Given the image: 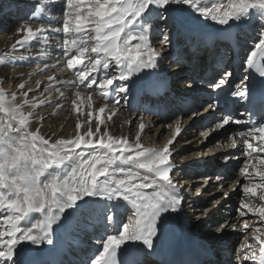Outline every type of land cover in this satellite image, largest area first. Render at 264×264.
<instances>
[{
    "label": "snow or ice",
    "instance_id": "6c2138e0",
    "mask_svg": "<svg viewBox=\"0 0 264 264\" xmlns=\"http://www.w3.org/2000/svg\"><path fill=\"white\" fill-rule=\"evenodd\" d=\"M61 3V24L35 30L22 27L19 31L25 35L16 45L23 48L49 30L62 34L57 37L62 39L58 45L62 49L61 59L75 77L68 83L99 91L105 98L128 92L124 83L113 88L114 81H128L146 70L142 91L145 95L158 94L164 82H157L151 70L158 68L161 54L150 37L156 33L160 43H170L166 29L175 20L174 5L186 6V10L219 25L243 19L259 21L258 42L244 64L245 71L252 69L264 78V0H220L203 5L201 0H61ZM231 75L225 72L210 84L217 98L209 107L219 104L218 90L228 91L226 85L229 89L233 87ZM247 79L236 83L235 90L228 94L246 102L249 117L259 112L260 121L225 114L216 121L215 128L230 124L248 126L229 134L233 147L237 143L235 137L243 139V155L248 157L239 169L246 182L242 185L237 212L239 217L250 213L259 221L241 223L239 230L244 233V241L240 244V259L264 264V79L258 85L245 83ZM50 80L55 82L54 77ZM24 87L20 85L21 89ZM27 94L22 93L25 97ZM16 100L15 93L9 100L0 90V264H63L58 253L51 250L26 253L19 246L23 242L53 245L54 225L70 234L85 221H97L102 226V235L95 238L98 247L88 264H145L146 258L155 254L154 240L162 234L170 214L179 213L185 201L181 188L170 175L176 167L170 159L175 137L163 148L145 147L139 134L133 143L126 137L111 136L107 130L101 132L99 122L93 128L89 112L84 131L78 120L74 136L52 141L41 135L40 129L31 130L32 113L24 111L29 101L25 99L18 104ZM88 100L91 101V94ZM72 103L78 107L76 101ZM115 103L119 104V99ZM99 111L103 113L104 108ZM140 127L143 130L144 126ZM176 131L179 134V127ZM87 197L108 202L123 200L132 214L124 223L119 216L123 205L101 204ZM69 209L72 211L65 215ZM33 213L39 214L34 221ZM227 227V223L219 224L217 230ZM231 228L238 230L236 224ZM249 236L254 243L249 242ZM202 254H209L208 250H202Z\"/></svg>",
    "mask_w": 264,
    "mask_h": 264
},
{
    "label": "bare ground",
    "instance_id": "6f19581e",
    "mask_svg": "<svg viewBox=\"0 0 264 264\" xmlns=\"http://www.w3.org/2000/svg\"><path fill=\"white\" fill-rule=\"evenodd\" d=\"M0 1L7 4L6 9L3 6L0 9V30L7 31L15 28L11 34H7L4 36L2 40L3 43L0 44V48H3L4 51H9L10 48L16 44L17 40L23 39L24 33L19 31V29L23 27L20 25L22 23L21 20H23V16H26L27 14L31 18V20H33L31 27L34 30L37 27L41 26L47 27L48 24L54 25V21L52 20V18L57 19V24L62 23L61 0ZM210 2L218 3L220 2V0H201L202 5ZM172 7L176 9V12L174 13L175 20L172 24L169 25L168 29H166L170 35V43L168 45L160 43L161 38L156 33H153V35L150 37V39L154 37V39L152 40V45L154 48L155 46L164 48L156 49V51L161 54V58L158 60V68L151 71L155 73L156 80L164 82L162 86L163 88H170V90H172V92L178 96L170 97L169 100H166L165 98L159 99L158 101H160V103L158 104L153 103L148 95H145L142 91L145 83V77L147 75V70L144 73L137 74L128 81H114V84L112 86L113 88H116L121 83H124L128 87V92L119 93L118 95H113L109 98L101 96L99 94V91L94 92L91 89H86L83 85L76 87L73 84L68 83L69 81H74L75 77L70 70L64 67L65 62H62V66L64 68L62 66V68L58 67L59 65H53L54 67L52 68L50 67L51 65H48L50 63H58V60H63L61 59V55L60 57H58L59 53L61 54L62 52V49L58 46L62 43V39L58 40L56 38L57 34L55 33L46 32L45 36L49 38L48 40L50 42V47L48 45L38 44V50L36 49V51H32L37 55L32 58L33 53L30 54V52L34 43H29L25 45V47H23V49H26L27 51L25 59L16 58L11 60L8 59L6 61V64H8L9 61H11V63H14V61L18 60L19 66L22 67H18L19 69L15 72V74L18 75V79H20L19 88L15 92L6 94V98L10 100L12 94L15 93L17 97L16 103H18L20 98L23 96L22 93L27 92V97H25L23 100L27 99L29 103L24 106V111L25 113H32L30 125L31 130L35 131L37 128L40 129V134L52 141L60 138H69L74 136L76 132L75 126L78 120L83 123L81 131H84V129L87 127L89 112L92 113L91 124L93 128H95L96 124L99 122L101 126V132L107 130L111 136L126 137L130 142L133 143L135 142L136 136L138 135V127L134 125L135 121L139 117H142V119H144V127L139 134L140 143L145 147H151L150 141L154 139V137H156L157 141L154 142V148H163L165 145H167L168 141L177 135L176 130L178 124L179 127L185 126L186 124L191 122L193 118L198 119V117H200V115L204 112H206L207 114L209 113L210 116L202 118V122L212 121V123L214 124L216 123V121L223 119L225 114H230L240 119H249V115L245 113L246 102L236 97H231L230 101H228L224 106H216L215 108L209 107V105L213 102L212 99L210 103L205 105V110L203 111V113L199 112L198 114H196L193 111L197 109V106L200 105V103L206 100V94L204 92L208 90L213 91V89L210 87V84L215 79V77L220 74L221 71H223L221 74L223 75L225 72H230L232 74L234 70H236V73L238 74L248 73L249 70H251L249 69L248 71H245L244 59L252 50L254 44L258 42L260 22L255 19H243L240 21H230L228 25H219L211 21L210 19L205 20L197 16L190 10H186V6L174 5ZM52 9L55 11L54 16L52 17L51 15L48 18H44L43 15H45V13L47 14V12ZM13 11H16L17 13L14 14L13 19H10V17H12L11 15ZM41 14L43 15L41 16ZM251 29L254 31V33L252 34L250 33ZM41 38H43V36ZM5 41L6 43H4ZM41 41L44 42L46 40ZM172 44L174 48L177 49V51L169 50V47ZM245 45L248 47H245ZM250 45H252V48H249ZM36 47L34 45L33 49ZM179 53H182L183 56L179 57ZM197 54H200L202 56L206 54L202 59L203 65L202 63L201 65L199 64L200 67H198ZM2 57H4V54L2 55ZM225 59H227L226 62L224 61ZM180 63H184V65H180ZM29 64H33V66L37 65L39 69H32L33 71L30 74L26 73L22 75L23 72H28L31 70H29L28 68L26 69V66H28ZM45 67H48L47 71H57L55 73H52L53 75L50 72L49 74L45 75L47 73V71H45ZM196 70H199V72L196 73V76L194 75L193 77V74H195ZM206 70L209 71V74H205L204 71ZM44 76L47 77L45 83L51 84L49 90H54V94L52 97L37 99L36 95L34 96L31 93L35 91L34 89L37 82ZM50 77H54L55 82L51 81ZM220 77H218V79ZM9 78V69H7L3 65H0V85L9 80ZM246 82L247 80L245 81V83ZM21 84L25 85L24 89L20 88ZM204 84L206 85L204 86ZM67 86H74V90H76V92H79L80 94L79 98H77L76 94L73 99L71 98V100L69 98L67 90L65 89ZM213 93L215 94L214 91ZM89 94H91V101L88 100ZM164 97H167V95H165ZM116 99H119V104L115 103ZM135 99L137 100L136 102L138 104L137 106H132L131 102ZM122 100H124L125 102L122 103ZM41 101L44 102L41 103ZM73 101H76L78 107H74L72 103ZM89 103L91 104V107H89ZM241 107L242 109H239ZM100 108H104L103 113L99 111ZM161 108H163L164 111L171 110L172 108L176 111L178 110L179 112L178 114L176 112V117H174L173 119H170L165 115L160 117L159 111ZM191 108H193V113H191ZM152 109L156 110L155 115H153V113L151 114ZM74 110L76 111V116L74 115ZM241 113L245 114L242 116ZM109 116H111V119H109ZM133 127L136 128V132L134 134L131 132V129ZM227 127V130L231 133L234 129L246 128L248 126L230 124ZM149 131L153 132V135L150 138L149 136H147V132ZM205 132H208V130H206ZM188 134L190 138L189 140H191L192 142L195 141V133L190 132ZM182 136L183 134L181 136H176L175 139L179 140ZM218 137L221 142H225L222 148L219 145V141L217 143L218 148L212 147L209 149L207 148L203 151V146H201L197 148V151L192 152L191 154L188 150L182 148L181 150H179V152L183 154L184 158L179 160V156L176 155V158L178 160L177 164L178 167H180V170L172 171L170 175L177 182L178 186L179 184L185 183V185L188 187V185L191 184L189 189H195V194L198 192L199 200L190 202L193 209L188 212V215L193 213V218L189 216L188 218L185 217L183 215V211L170 214L171 218L167 222L166 227L163 229L162 234L158 235L154 240L155 254L147 257L145 264H156L152 260L155 259L160 245L169 236L178 234H181L186 242L197 244L202 250L206 249L209 253L207 255H204L202 254L201 250L202 256L190 260L187 264H225L224 261L226 260L227 256L222 254V248L224 247H228V256L230 255L233 260L235 259L233 255L234 248L233 246H231L232 243L230 242V238L234 235L233 233L235 232L231 228L232 224H229V222L232 220L226 217V219H224L223 217L221 219L219 218L221 222L216 226L224 223H227L229 225V227L220 231H218L217 228L210 230V228L215 225L213 221L216 220V217L214 220H209L208 222H202L201 220L204 213L209 212L210 209L222 199L220 198L213 200L214 202L210 204L209 201L213 196L208 199V192H213V190L219 191L223 189V194H229L230 191L233 190L236 183L241 182V184L243 185L246 182L241 177V175H238V179L232 181L234 174H227L226 170L222 167L223 164L237 159L234 157L237 156L240 148L244 146L243 139L240 137H235L237 143L236 146L233 147L231 138H225L227 137L225 135H221ZM168 138L170 139L168 140ZM160 139L162 140V143H159ZM180 142L181 141H178L177 147L182 146L181 144H179ZM192 146L197 147V145L194 143L192 144ZM171 150H173V148H171ZM201 151L202 153L204 152V155H202V157L198 159V154ZM173 158L174 157H170L172 163L175 161H173ZM205 169L208 170L209 173L207 172L208 174H206V177L204 178L201 176L203 175L202 171H204ZM217 177H223V179H218ZM185 178L187 179L185 180ZM202 184L205 185L202 187ZM215 194H217V192H215ZM86 199L94 200L101 204H121L123 205V207L119 210V216H122L123 214H128V216H130L132 214L131 207L127 205V203L123 200L108 202L105 200H100L99 198L92 197H87ZM229 206H231V203H229ZM71 211V209L66 210L65 215H67ZM32 217L34 221L35 219L39 218V214L33 213ZM245 217L248 218L250 223H259L258 218L251 216L250 213ZM189 219L194 221V225L197 223V221H200L199 224H202L198 226V229L196 228V230L194 231L190 229V233H186L184 231L185 229L183 228H186ZM88 226L95 227V232L97 234L96 237L98 236V234H102V226L97 221H85L83 224H78L70 234L59 229L58 225H54L53 245L42 244L39 246H34L29 242H23L19 246V248L23 249L26 253L35 252L37 250L41 252L51 250L53 253H58V256H60L63 250H70L71 248L78 247V254L72 257V259H75V261H69V259L66 258L67 262L65 264H83V262H85V264H88L87 260H90L93 253L98 247V245L95 244V241L90 243L93 244L92 247L83 246L84 244L81 241V237L83 233L88 230ZM201 229H206V234L203 237L199 234ZM109 230H112V225H109ZM116 230L119 229L117 228ZM249 232H251V227L249 228ZM89 234L90 239H92L94 232ZM248 239L249 242L254 243V241H252L251 239V236H249ZM141 247L143 246L141 245ZM239 249L236 251L238 256H236L238 258L237 264H251L250 261H243L240 259L241 252Z\"/></svg>",
    "mask_w": 264,
    "mask_h": 264
},
{
    "label": "rangeland",
    "instance_id": "374dc122",
    "mask_svg": "<svg viewBox=\"0 0 264 264\" xmlns=\"http://www.w3.org/2000/svg\"><path fill=\"white\" fill-rule=\"evenodd\" d=\"M4 7L5 9H6V6H7V4L6 3H4V2H2V1H0V9H1V7ZM20 11H22V10H20ZM17 12L16 11H13L12 12V17H10V19H13L14 18V14H16ZM54 13H55V11L52 9V10H50V11H48L47 12V14L45 13V15H43V14H41V16L43 15V17L44 18H48L49 16H51L52 15V17L54 16ZM52 20L54 21V25H56L57 23V19L56 18H52ZM21 26H23V27H31V24L33 23V20H31V18L29 17V15L27 14L26 16H23V20H21ZM26 22V23H25ZM20 23V22H19ZM47 25V24H46ZM49 25V24H48ZM15 26H17V25H15ZM14 26V27H15ZM13 27V28H14ZM15 29V28H14ZM14 29H11V30H7V31H1L0 30V44L1 43H3L2 42V40H3V38H4V36L5 35H9V34H11L13 31H14ZM47 32H51V31H47ZM24 33V32H23ZM46 33V32H45ZM45 33L42 35H39L38 36V38L37 39H35V40H32L31 42H30V44H33V46L35 45V47L36 48H34L33 49V46H32V50H31V52H30V54H32L33 53V55H32V58H34L35 57V55H37L36 53H34V52H32L33 50L34 51H36V49L38 50V46L40 45V44H42V45H48L49 47H50V42H49V38L47 37V36H45ZM250 33L252 34V33H254V31L251 29V31H250ZM24 35H25V33H24ZM43 36V38H41ZM57 37L59 36V37H61L62 36V34H57L56 35ZM24 37V36H23ZM56 37V38H57ZM58 39V38H57ZM154 39V37L151 39V41ZM41 40H46V41H44V42H42ZM58 40H61V39H58ZM42 42V43H41ZM4 43H6V41L4 42ZM46 43H48V44H46ZM39 44V45H38ZM155 44V43H154ZM16 45V44H15ZM241 45H243V44H241ZM245 47H248V46H246L245 45ZM249 48H252V45H250L249 46ZM155 49H164V48H161V47H157V46H155ZM169 50L170 51H172V50H176L177 51V49H175L174 48V46H173V44L169 47ZM56 51V50H55ZM26 49H23V48H21L19 45H16V48L14 49L13 47H11L10 48V50L9 51H4L3 50V48H0V65H3V66H5L7 69H9V71H10V78H9V80H7L5 83H2L1 85H0V90H2L3 91V93L6 95V94H9V93H12V92H15L18 88H19V80L20 79H18V75H16L15 74V72H16V70H18L19 68H22V67H20L19 66V64H18V60L17 61H14V63H11V61H9L8 62V64H6V61L9 59V60H11V59H16V58H20V59H25L26 58ZM178 53V52H177ZM4 54V57H2V55ZM60 53H59V55H58V57H60ZM205 55L206 54H204L203 56L202 55H200V54H197V62H198V67H200V65H201V63H202V59L205 57ZM183 56V54L181 53H179V57H182ZM198 56H199V58H198ZM175 57H177V56H175ZM32 58H31V60H32ZM227 60V59H226ZM64 63V60H58V63H55V64H53V63H50V64H48L50 67H54V66H58V67H60V68H62L63 66V63ZM29 63V62H28ZM200 64V65H199ZM46 65V64H45ZM54 65V66H53ZM180 65H184V63H180ZM202 65H203V63H202ZM37 65H35V66H33V64H29L28 66H26V69L28 68L30 71H28V72H23L22 73V75L23 74H26V73H28V74H30L35 68L36 69H39L38 68V66L36 67ZM62 66V67H61ZM19 67V68H18ZM50 67H49V69H50ZM65 67V66H64ZM63 67V68H64ZM33 69V70H32ZM47 69H48V67H45V71H47ZM201 69V68H200ZM199 69V70H200ZM199 70L197 71L196 70V72H195V74H193V77H194V75L196 76V73H198L199 72ZM54 71V72H53ZM51 70V71H47V73L45 74V75H47V74H49V72L52 74V73H55L57 70ZM222 72L223 71H221L220 72V74L216 77V79L215 80H217V78L218 77H220V75L222 74ZM53 75V74H52ZM51 75V76H52ZM222 76V75H221ZM190 77V76H189ZM191 77H192V75H191ZM46 79H47V77H42L38 82H37V84H36V86H35V91L34 92H32L31 94L32 95H36V98L37 99H44V98H46V97H52L53 96V94H54V90H49L50 89V83H45V81H46ZM214 82V81H213ZM65 83V82H64ZM48 89V91H45V89ZM66 90H67V92H68V95H69V98L71 99H73V97L77 94V92H76V90H74V86H67L66 88H65ZM47 92V93H46ZM210 96V95H209ZM25 98V96H22L21 98H20V100H19V102H18V104L19 103H21L22 102V100ZM71 99V100H72ZM210 97H206V100L205 101H203L202 103H200V105H198L197 106V109H195L194 111H193V108H191V113H196V114H198L199 112H201V113H203V111L205 110V105L206 104H208V103H210ZM125 101L124 100H122V103H124ZM192 102V101H191ZM190 106H191V104H190ZM75 111V110H74ZM73 111V112H74ZM193 111V112H192ZM74 115L76 116V111L74 112ZM206 116L207 117H209L210 116V114L208 113H206V112H204L203 114H201L200 115V117H198V119L197 118H193L192 120H191V122H189L188 124H186L185 126H180L179 127V124H178V127H179V129H180V131H179V134H177L176 136H181L182 134H183V136L181 137V139H179V140H177V139H175L174 140V143L170 146L171 148H173V150H172V156L171 157H174L173 158V163L176 165V167L173 169V171H178V170H180V167H178V164H177V156H179V160H181V159H183L184 158V156H183V154L181 153V152H179V150H181L182 148L183 149H185V150H188L189 151V153L191 154L192 152H195V151H197V148H199V147H201V146H203V151L205 150V149H209V148H218V142L220 141L219 140V137L218 136H221V135H225V136H227V137H225V138H228L229 137V134H230V132L227 130L228 129V127L226 126L225 128H222L221 130L220 129H217V131H216V128H215V124L214 123H212V121L210 122H202V118H206ZM174 117H176L175 115H173L172 117H170V119L172 118H174ZM136 127H138V134H140V132L142 131L141 130V125H144V119H142V117H139L136 121H135V124H134ZM140 130V131H139ZM206 130H208V132H207V136L206 135H204V133H205V131ZM131 132L134 134L135 132H136V128H132L131 129ZM190 132H194L195 133V135H196V138H195V141H191V140H189L190 138H189V134L188 133H190ZM76 133V132H75ZM153 135V132L152 131H149V132H147V136H149V138L151 137ZM166 135V134H165ZM164 135V136H165ZM175 136V137H176ZM170 138H168V140H169ZM173 139V138H172ZM157 141V139H156V137H154V139H152L151 141H150V145H151V147H153L154 148V142H156ZM176 141V142H175ZM178 141H181L179 144H181L182 146H180V147H177V145H178ZM202 142V143H201ZM159 143H162V140L160 139L159 140ZM196 144L197 145V147H194V146H192V144ZM199 143V144H198ZM220 144V146H221V148L223 147V145H224V143L225 142H219ZM222 143V144H221ZM244 147H245V145L244 146H242L241 148H240V151L237 153V156L236 157H234V158H237L236 160H232L231 162H228V163H226V164H223L222 165V167L226 170V172H227V174L228 173H230V174H234V177H233V179H232V181L233 180H235V179H238V177L241 175L240 174V172H239V169H240V167H242L243 166V162L245 161V160H247L248 159V157L247 156H245V155H243V151H244ZM177 148V149H176ZM243 149V150H242ZM215 152V151H214ZM240 154V155H239ZM174 155V156H173ZM177 155V156H176ZM202 155H204V152L202 153V151L198 154V159H200L201 157H202ZM176 158V159H175ZM210 158V157H209ZM195 160V159H194ZM193 160V161H194ZM193 161H191V162H193ZM187 164H189V163H187ZM230 165V166H229ZM183 166V165H182ZM229 167V168H228ZM224 170V171H225ZM203 173V175L201 176V177H206V174H208L209 173V171L208 170H204V171H202ZM208 172V173H207ZM205 173V174H204ZM239 175V176H238ZM241 177L243 178V176L241 175ZM187 178H185V180H186ZM183 184V185H182ZM182 184H179V187L181 188V193H182V195L185 197V201H184V206H183V209L181 210V212L183 211V215L185 216V217H187L188 218V216L189 217H194V214L193 213H191V214H189L188 215V212L189 211H191L193 208L191 207L192 205H191V201H197V200H199V195H198V192L195 194L194 192H195V189L194 190H192V189H189L190 188V185L191 184H189L188 185V187L185 185V183H182ZM200 184V183H199ZM199 184H197V185H199ZM205 185V184H204ZM203 184H202V187L204 186ZM220 191V192H219ZM219 191H215V190H213V192L212 191H210V192H208V194H207V198L209 199L211 196H213L212 197V199L209 201V203L210 204H212V202H214L213 200H216V199H220V198H222L221 199V201H219L214 207H212L211 209H210V211L209 212H206V213H204V215L202 216V218H201V220H202V222H204V221H206V222H208L209 220H214L215 219V217H216V220H214L213 222H214V226H212V228H210V230L211 229H215V228H217V224L218 223H220L221 221L219 220V218L221 219L222 217L224 218V219H226V218H229V219H231L232 221H230L229 222V224H236L237 225V229L238 230H234L235 232L233 233L234 235L230 238V242L232 243L231 244V246H233V255H234V257H235V259L233 260V258H231L230 257V255L228 256V247H224V248H222L223 249V255H226L227 257H226V260L224 261L225 262V264H237V253H236V251L240 248V244L241 243H243V241H244V233H243V231H241V230H239V228H240V225H241V223L243 222V220H248V218L247 217H239V214H238V212H237V209H238V207H239V204H240V201H241V198H242V184H241V182L239 183H236V185H234V188H233V190L232 191H230V193L229 194H227V195H225V194H223L222 192H223V189H221V190H219ZM184 192V193H183ZM215 192H217V194H215ZM187 193V194H186ZM192 193H194V194H192ZM191 195V196H189V195ZM213 194V195H212ZM260 195V192H259V190H258V192H257V196H259ZM192 199V200H191ZM189 201V202H188ZM229 203H231V206H229ZM256 203H259L258 201L256 202ZM222 207H224V208H222ZM222 212H224V213H222ZM198 214V213H197ZM207 214V215H206ZM225 214V215H224ZM196 215V214H195ZM121 217V219H122V222H124V223H126V222H128V214H123L122 216H120ZM226 217V218H225ZM242 218V219H241ZM237 220V221H236ZM217 221V222H216ZM193 220H191V219H189V221H188V223H187V226H186V228H183V229H185L184 231L185 232H190V229H192L193 231L194 230H196V228L198 229V226L200 225V224H202V223H200L199 224V222L197 221V223L194 225L193 224ZM223 222V221H222ZM206 230V229H205ZM205 230L203 229H201L200 230V232H199V234L203 237L206 233H205ZM95 231H96V229H95ZM202 232V233H201ZM233 232V231H232ZM90 233V232H89ZM89 233H87V234H83V236L81 237L82 239H81V241H82V243L86 246V247H92V245L93 244H90V243H92L93 241H95V239L93 238L95 235H96V233L93 235V237H92V239H90V234ZM100 235H102V234H98V236H100ZM209 235H212V234H209ZM90 240V241H89ZM228 250V251H227ZM219 254V253H218ZM237 256V257H236ZM232 259V260H231ZM87 261H89V260H87ZM83 264H85V262H83Z\"/></svg>",
    "mask_w": 264,
    "mask_h": 264
}]
</instances>
